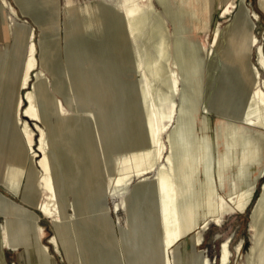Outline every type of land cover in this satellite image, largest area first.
I'll return each instance as SVG.
<instances>
[{"label":"rangeland","instance_id":"374dc122","mask_svg":"<svg viewBox=\"0 0 264 264\" xmlns=\"http://www.w3.org/2000/svg\"><path fill=\"white\" fill-rule=\"evenodd\" d=\"M225 1L150 0L152 9L141 11L150 12V20H145L144 27H140L139 31L136 26L139 23L135 19L133 23L129 22L131 27L134 22L136 26L133 28L137 32L133 29L132 34L128 33L129 23L122 14L123 8L129 5L126 0H31L32 3L41 4L45 11L56 9L58 12L63 57L69 66L67 75L72 107L66 106L62 97H59L65 108L62 114H58L53 104L50 109L39 105L43 121L38 124L46 133L48 152L53 157L52 166L58 170L64 169L58 154L72 149L71 138L76 134L88 140L87 154L90 155L85 156V160L83 155L79 162L71 160L68 163L70 179L57 191L68 257L61 246L58 248L50 242L53 231L48 218L35 209L31 210L33 217L38 215L37 222L44 228L41 242L48 246L49 255H42L36 247L35 222L0 199V264H89L82 257L86 248L81 235H85V230L89 232V227L93 230L92 236H88L89 244L94 242L99 250L96 264H131L132 261L123 250L116 249V239H119L116 234L121 228L131 238V230L127 229L125 221V204L137 179L132 177L130 181L125 180L120 186H115L117 177L133 175V168L153 163L155 170L147 175L149 184L155 178L156 168L160 164L171 165L181 209L185 206L190 211V225L195 227L202 224L203 219L211 215L216 207H224L227 195L235 187L248 182L253 171L264 164V145L258 165L250 158V152L255 153L257 143L249 131L263 128L264 108L257 109L249 101L253 87H246L250 85V80L246 72L242 71V61L235 62V50L239 49V45L228 42L233 13L221 16ZM245 1L248 8L259 16L255 20L254 33L260 45L253 48L251 55V61L258 66L259 49L264 53V5L262 7L260 0ZM7 2L16 8L18 16L10 14L9 5L0 7V19H4L9 34L5 40L0 35V65L15 47L16 27L34 30L36 43L40 32L36 21L21 13L16 0ZM206 7L210 9L209 15L206 14ZM181 9L183 12L177 16V10ZM154 15L159 16L164 31L158 40L148 45L143 38ZM216 26H219L220 35L217 44L212 47V54H209ZM128 34H131L130 37ZM186 42L196 44L193 66L183 61L186 56L181 52V47ZM206 50H209L208 54ZM20 54L12 69L15 74L19 73L25 62L28 54L26 47L21 48ZM8 66L5 65L6 71ZM155 67L162 68L159 71L162 73L157 72L154 77L152 74L155 72L151 70ZM172 72L177 74L174 76L177 81L175 91L170 90V85L168 87L167 76ZM256 80L255 86L261 87L264 92V70L260 69ZM171 104L174 106L170 127L160 138L164 159L153 162L154 148L150 141L152 118L153 115L157 119L165 118ZM66 120L72 121V127L61 128L60 124ZM30 124L36 129L34 121H30ZM235 135L237 139L231 141ZM34 143V149L37 150V135ZM168 155L171 157L170 163L165 157ZM61 156L66 160L65 153ZM7 163L6 142L2 141L0 194L25 207L3 186ZM85 163L91 164L90 183H84L77 173V164L84 166ZM262 181V178L259 179L253 188L254 198ZM32 183L33 174H30L21 180L20 188H30ZM206 196L209 199L204 203ZM250 208L251 205L244 213H219L218 221L210 220L206 227H197L195 231L201 239L199 246H192L187 241L193 231L184 232L183 244L178 243L167 250V256L173 259L169 264H190L189 255L185 261L181 259L184 250L201 251V256L208 260V264H220L221 245L226 241L230 255L225 264H250L252 260L247 261L253 246V237L248 230ZM181 226V230L185 231L183 220ZM262 230V224H258L253 264H264ZM240 243L242 248L238 253L237 245ZM30 245L34 248L32 254Z\"/></svg>","mask_w":264,"mask_h":264},{"label":"bare ground","instance_id":"6f19581e","mask_svg":"<svg viewBox=\"0 0 264 264\" xmlns=\"http://www.w3.org/2000/svg\"><path fill=\"white\" fill-rule=\"evenodd\" d=\"M16 1L20 6L21 13L25 16L28 15L32 17L33 20L36 21V23L40 27V32L38 36V41L36 43L34 40V30H27L25 28H22L21 26L16 27V35L14 39L15 47L13 48L9 57H7L6 60L0 65V142H6V159L8 161L5 169L3 186L11 194L16 196L19 202L25 207L13 202L12 200L2 196L1 194L0 199L10 203L14 208L18 209L20 214L32 219L35 222L34 234L37 240L36 247H38V253L42 255H49L48 246L41 242V238L44 235V228L37 222L38 215L35 214V217H33V212L31 210L35 209L43 217L48 218L53 231V234L50 237V242H52L53 245L58 248L59 246H61L66 252V257H68L67 246L62 225V218L57 199V191L58 188L65 181H68L70 179V175L68 172V163L71 160L78 161L80 160V158L82 160L83 155L85 160V156L87 157V155H90L87 154L89 150V142L87 139H84L85 136L82 137L77 134L74 135L71 138L72 149L69 152L62 151L58 154V157L61 159L64 169H60V171L52 166L53 157L48 152L49 143L46 140V133L44 129L38 124L43 121V116L41 114L39 105L42 104L43 106H45L46 109H50V107L52 108L53 104V107H55L58 114H62L65 111V108L63 107L64 103L66 104V106L72 107L71 88L68 82L67 75V70L69 66H67V62L63 57V45L62 38L60 36L58 12L56 11V9L52 11L49 10V12L45 11L43 7H41V4L32 3L31 0ZM126 1L129 2V5L126 6V8H123L122 14L125 18L124 20L129 23L135 19L136 21H134L139 23L138 25H136L139 31L140 27H144L145 20H150V12L144 13L141 11H143V9L145 8L152 9L151 2L150 0ZM213 1L214 0H211V2ZM160 2H163V0H160ZM260 3H262L263 7L264 0H260ZM2 5L5 7L9 5L10 14L18 16L16 8L11 3L7 2V0H0L1 8L3 7ZM222 10L223 11L221 16H226L229 13H233L231 31L228 35V42L229 44L237 43L239 45V49L235 50V62L242 61V71L246 72V75L250 80V85H247L246 87H253L252 91H250L251 95L249 101H251V104L256 106L257 109H260L261 107L264 108V92L261 87L255 86L260 69L264 70L263 50L259 49L258 53L259 67L251 61L253 48L255 46L260 45L257 42L258 40L254 33L255 20L259 16L256 12H252L248 8V5L246 4L245 0H226L224 3V8ZM177 11L178 12H176V15L179 16L180 13L183 12V9ZM205 11L206 14L209 15L208 11H210V9L206 7ZM153 18L154 20L151 26L146 30L145 38H143L144 43L146 42L147 44L150 42L153 43L158 40V38L162 36L164 31L159 16L154 15ZM134 24H131L132 27L130 26V23L129 26L125 24L127 28L129 27L130 29H128V33L133 32V29L136 27ZM148 24L150 25V23ZM133 26L135 27L133 28ZM121 30H123V28ZM134 31L137 32L135 29ZM123 32L125 31L123 30ZM0 35L4 40L9 35L7 25L4 19H0ZM106 35L107 32L105 36ZM130 35L128 37H130ZM219 35L220 29L219 26H216L213 31L209 54H212V47L217 44ZM122 40L124 41L123 38ZM90 41L92 40L90 39ZM184 45H182L181 47V52L186 56L183 61H185V64L188 63L189 66H193L195 55L197 52V49L195 48L196 44L194 45L192 43L186 42V44ZM23 46L26 47L28 54L25 59V62L21 66V70L18 74H15L12 69L16 64L15 62L18 61L19 56L21 55L20 52ZM74 46H76V43L74 44ZM124 46L127 47L126 45ZM90 49L91 51L93 50L92 47H90ZM109 50L110 51L108 52L111 54V48H109ZM209 50H206V54H208ZM175 52H177V50ZM106 55L108 56V54ZM175 56L176 54L174 55V57ZM178 59L179 61L181 60L180 57ZM7 64H9V68H7L8 70L6 71L5 65ZM161 69L162 68L160 67H155L153 70H150L155 72L154 74H152L154 76ZM174 73L172 72V74H169L167 76L169 82L168 87L170 85L171 89H169L171 91L176 89L175 85L177 81L174 76H176L177 74L174 75ZM99 74L102 75L101 73ZM45 77L46 79L43 80ZM76 81L80 82L81 80L76 79ZM59 97L63 98L64 103ZM172 106L174 105H169V112L163 119L155 118L153 115L154 111L152 110L151 112L153 115L151 122L153 127L151 128L150 141L154 148L153 158L151 157L152 159H154L153 162H158L164 157L165 153L163 149V144L160 142V138L165 133V131L168 130L167 128L171 122V113L173 110ZM30 121H34L36 129L31 126ZM71 124H73L71 120H66L64 123L60 124V127L69 128L72 127L70 126ZM262 127L263 128L259 130H249L252 137L254 138V140H256L257 143L255 153L252 154L253 152H250V158L253 160V163L254 161L255 163H257V161L258 163L261 161V151L264 145V124ZM137 134L139 135L138 132ZM35 135L38 136L37 150L34 149ZM140 135L142 134L140 133ZM236 137L237 135H235V137H232L231 141L237 139ZM123 140L124 138L122 139V141ZM140 142L143 141L140 140ZM62 153H65L66 160L62 158ZM165 157L168 163H170L171 157L169 155ZM36 158H38V160H36ZM166 160L164 161L167 162ZM89 165L91 164L85 163L84 166L83 164L82 166L77 164L78 176L83 179L84 183H90L89 180L91 173ZM154 170L155 169H153V163H145V165L142 167L137 166L133 168L131 170L133 171L132 173H134L133 175H124L122 177H117L115 181V186H120L123 181H130L132 177H135L137 179V182L134 183L129 198L127 199V202L125 204V221L127 229L131 230L132 235L130 238L127 232L120 228L116 234V236L119 238L116 239V249L119 248L123 250V252L130 258L133 264H169L173 261V259L170 260V258L167 256V250L177 245L178 243L183 244L184 241L182 235L184 232L193 231L187 241L188 243L192 244V246H199L201 244V239L199 237L198 232L195 231L197 227H206L209 224L210 220L212 222L218 221L219 213H228L231 211L244 213L248 206L251 205L248 214V230L250 231L253 237V246H251L250 248L247 261L252 260V262L249 263L253 264L255 243L258 239V235L256 234L258 232L257 225L262 224V231H264V164L258 167L256 171H253L254 174L253 176L249 177L248 182H245L241 186L235 187V190L227 195V198H225L226 204L224 207L223 205L216 207L211 215H207L203 219L202 224L199 223L200 226L197 224L198 226L195 227L190 225V220L192 218L190 211L185 208V206L181 209L182 206L180 205V201L178 200L175 191V173L173 167L171 165L170 167H168L164 164H160L156 168L155 178L151 181V183L148 184L147 175L148 173ZM30 174H33V183L31 187H24L23 189H21V180H23L25 176L29 177ZM261 178L263 179V181L260 185L257 196L254 198L253 188L257 184L258 180ZM146 191H148L147 194H145ZM96 194H98V192ZM206 199L207 200H204V203L208 201L209 197L206 196ZM178 206H180V210ZM181 220H183V227H185V231L181 230ZM85 231V235L81 233L83 237L82 242L86 248L82 257L83 259L89 261V264H96V262L98 261L97 259L99 257V250L94 242L89 244L88 237L89 235L92 236L93 230L89 227V232H87V230ZM241 248L242 245L240 243L237 245L238 253L240 252ZM29 250L31 254L34 252V248L32 247V245L29 246ZM118 252L121 253L120 251ZM81 253H83L82 250ZM189 253H191V255ZM181 254V259L183 261H185L187 255L191 257L190 264H208V260L201 256V251L189 252V250H184L181 252ZM229 255L230 252L226 241L221 245V257L219 263L225 264L229 260ZM126 261H128V259ZM131 261H128V263H131Z\"/></svg>","mask_w":264,"mask_h":264}]
</instances>
